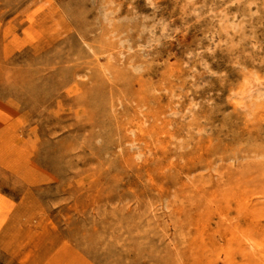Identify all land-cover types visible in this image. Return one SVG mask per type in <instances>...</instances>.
<instances>
[{"label": "rangeland", "instance_id": "1", "mask_svg": "<svg viewBox=\"0 0 264 264\" xmlns=\"http://www.w3.org/2000/svg\"><path fill=\"white\" fill-rule=\"evenodd\" d=\"M63 237L264 264V0H0V264Z\"/></svg>", "mask_w": 264, "mask_h": 264}, {"label": "crops", "instance_id": "2", "mask_svg": "<svg viewBox=\"0 0 264 264\" xmlns=\"http://www.w3.org/2000/svg\"><path fill=\"white\" fill-rule=\"evenodd\" d=\"M62 239V245L55 247L51 252H43V254L45 253L48 255L42 256L40 259L38 258L35 261L23 263L10 254L7 256V258L11 264H77L67 257L73 253V248L64 244L67 242L64 237Z\"/></svg>", "mask_w": 264, "mask_h": 264}, {"label": "bare ground", "instance_id": "3", "mask_svg": "<svg viewBox=\"0 0 264 264\" xmlns=\"http://www.w3.org/2000/svg\"><path fill=\"white\" fill-rule=\"evenodd\" d=\"M244 82V81H243ZM245 83V82H244ZM247 96V95H246ZM250 248V247H249Z\"/></svg>", "mask_w": 264, "mask_h": 264}]
</instances>
